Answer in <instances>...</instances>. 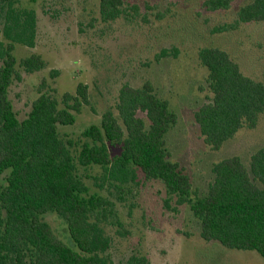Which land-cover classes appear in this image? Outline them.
I'll return each mask as SVG.
<instances>
[{
  "label": "trees",
  "instance_id": "obj_1",
  "mask_svg": "<svg viewBox=\"0 0 264 264\" xmlns=\"http://www.w3.org/2000/svg\"><path fill=\"white\" fill-rule=\"evenodd\" d=\"M232 0H207L209 11L228 10ZM125 0H100L106 22L126 13ZM139 12V7L132 6ZM264 23V0H252L237 12L234 24L214 33L237 30L241 24ZM0 264H114L111 239L103 223L116 217L110 200L90 189L79 177L78 166H98L104 177L124 186L136 181L138 172L164 184L177 207L189 205L198 220L201 237L229 249L256 251L264 257V145L252 156L250 171L238 157L213 168L214 182L206 195L193 191L191 178L170 160L166 135L178 122L168 100L157 96L152 82L141 88L125 85L117 105L118 117L107 111L100 125L83 132L76 154L73 140L65 141L60 127L72 126L77 115L91 104L88 86L79 84L62 103L56 90L39 89L29 115L20 120L10 99V89L27 73L43 70L47 63L38 54L19 61L17 47L34 48L37 14L19 0H0ZM163 50L157 60L176 54ZM207 69L210 100L195 113L205 143L213 150L234 138L244 127L255 128L264 113V83L246 76L231 55L217 47L198 54ZM110 145L121 146L112 157ZM178 208H175L177 211ZM49 213L67 225L69 243L44 221ZM126 264H150L145 256H132Z\"/></svg>",
  "mask_w": 264,
  "mask_h": 264
},
{
  "label": "rangeland",
  "instance_id": "obj_2",
  "mask_svg": "<svg viewBox=\"0 0 264 264\" xmlns=\"http://www.w3.org/2000/svg\"><path fill=\"white\" fill-rule=\"evenodd\" d=\"M19 1L37 14V39L34 48L19 45L15 55L21 61L38 54L47 63L34 73L18 67L22 80L12 85L10 99L20 120L31 112L43 84V89L56 90L60 103L66 93L75 94L79 84L87 85L91 104L77 115L74 125L59 128L63 140L76 143L71 148L76 154L84 141L83 132L100 125L105 112L118 117L125 85L141 88L150 81L157 96L168 100L178 116L165 137L166 147L170 160L191 178L194 193L207 194L214 182V166L225 159L238 157L250 171L252 156L264 145V113L255 128L244 127L219 150L205 143L195 113L212 97L208 71L198 57L203 48L227 51L246 76L264 83V23L213 32L234 24L238 10L252 0H232L228 10L219 11L206 9L207 0H125L131 5L125 6V15L108 22L100 14V0ZM165 49L177 53L158 61ZM109 150L114 158L121 146L109 144ZM77 173L90 194L103 196L113 205L117 216L102 225L111 239L108 253L114 264H126L135 255L145 256L150 264H264L256 251L204 241L190 206L177 207L164 184L148 180L142 172L136 181L120 188L98 166H78ZM8 174L0 176V186L6 184ZM43 219L69 243L63 219L53 213Z\"/></svg>",
  "mask_w": 264,
  "mask_h": 264
}]
</instances>
